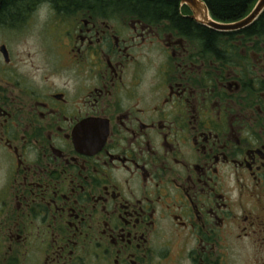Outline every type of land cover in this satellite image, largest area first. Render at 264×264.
Masks as SVG:
<instances>
[{
	"label": "flooded vegetation",
	"instance_id": "flooded-vegetation-1",
	"mask_svg": "<svg viewBox=\"0 0 264 264\" xmlns=\"http://www.w3.org/2000/svg\"><path fill=\"white\" fill-rule=\"evenodd\" d=\"M166 1L0 0V264H264V12Z\"/></svg>",
	"mask_w": 264,
	"mask_h": 264
},
{
	"label": "trees",
	"instance_id": "trees-1",
	"mask_svg": "<svg viewBox=\"0 0 264 264\" xmlns=\"http://www.w3.org/2000/svg\"><path fill=\"white\" fill-rule=\"evenodd\" d=\"M257 1L258 0H204L211 16L224 21L237 20L247 15L254 8ZM151 8L153 11H158L160 13L177 14L178 2L175 0H167ZM260 23H264V15Z\"/></svg>",
	"mask_w": 264,
	"mask_h": 264
},
{
	"label": "water",
	"instance_id": "water-1",
	"mask_svg": "<svg viewBox=\"0 0 264 264\" xmlns=\"http://www.w3.org/2000/svg\"><path fill=\"white\" fill-rule=\"evenodd\" d=\"M182 4L189 5L193 10L203 9L206 15H210L208 6L204 0H181ZM264 12V0H258L252 11L242 20L234 23L218 24V28L226 31L237 30L255 22Z\"/></svg>",
	"mask_w": 264,
	"mask_h": 264
}]
</instances>
